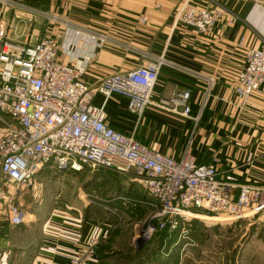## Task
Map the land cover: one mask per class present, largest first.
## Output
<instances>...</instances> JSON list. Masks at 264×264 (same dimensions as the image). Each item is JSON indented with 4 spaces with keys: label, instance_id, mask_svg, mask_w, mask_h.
<instances>
[{
    "label": "crops",
    "instance_id": "0c3cea01",
    "mask_svg": "<svg viewBox=\"0 0 264 264\" xmlns=\"http://www.w3.org/2000/svg\"><path fill=\"white\" fill-rule=\"evenodd\" d=\"M181 2L6 0L5 5L0 3V19H8L7 24L13 27L8 35L16 42L33 44L43 37L56 38L60 43L59 59L86 68L85 80L90 84L112 72L128 71L164 58L163 74L159 72L152 101L159 103L189 89L193 113L180 116L165 107L150 106L143 116L136 117L130 132L135 133L141 123L156 125L157 140L145 144L176 157L188 136L194 134L192 152L198 163L217 159L220 179L264 186V91L254 92L249 104L241 108L234 90L237 74L245 65L246 51L264 44V0H192L195 6H218L226 12V18L206 34L173 25V15ZM38 9L50 16L37 17ZM142 13L149 17L145 25L137 23ZM92 34H105L108 40L93 42L89 39ZM111 100L117 108L121 100L127 103L120 95H113ZM155 114L159 118L150 119ZM51 168L48 165L40 173ZM81 171L92 173L85 182L76 181L74 185L80 183L81 188L93 187L104 177L108 179L107 174L126 175V182L147 197L133 173L89 168ZM124 192L111 191L110 202ZM114 205L121 213L131 210L122 202ZM3 206L0 203V264H68L72 254L90 245L91 239H95L92 249L99 257L97 264H123L106 258L114 252H126L132 242L131 230L123 224L116 226L101 205L98 210V205L73 200L49 203L43 211L30 213L34 219L19 226L4 222ZM260 221H264V216L245 224ZM109 227L115 229L106 238Z\"/></svg>",
    "mask_w": 264,
    "mask_h": 264
},
{
    "label": "built area",
    "instance_id": "2783aa9c",
    "mask_svg": "<svg viewBox=\"0 0 264 264\" xmlns=\"http://www.w3.org/2000/svg\"><path fill=\"white\" fill-rule=\"evenodd\" d=\"M191 2L182 0L173 15L174 26L206 34L226 18L221 7ZM6 20L0 19V122L5 126L0 138V203L10 225L26 223L29 213L14 201L17 193H10L7 185L12 184L16 192L32 186L48 165L59 170L109 169L135 174L150 204L157 207L154 217L161 221L158 227H148L142 235L145 239L168 223L175 228L198 214L215 217V223L236 225L264 216V186L220 179L218 160L198 163L192 141L176 157L108 122L107 100L113 95L124 97L127 109L138 117L150 106L190 115L189 89L159 103L152 101L164 58L112 72L90 84L85 80L86 68L59 59L56 38L44 37L34 44L15 42L8 35ZM148 22L146 13L138 15L139 25ZM89 39L96 43L108 40L105 34H92ZM234 90L241 108L249 104L254 92L264 91V44L246 51ZM94 241L74 252L68 264H97Z\"/></svg>",
    "mask_w": 264,
    "mask_h": 264
},
{
    "label": "rangeland",
    "instance_id": "374dc122",
    "mask_svg": "<svg viewBox=\"0 0 264 264\" xmlns=\"http://www.w3.org/2000/svg\"><path fill=\"white\" fill-rule=\"evenodd\" d=\"M37 11V17L50 16L46 11L40 9ZM9 28L13 27L9 24L7 31ZM149 124H139L134 133L136 138L148 144L151 141L155 142L159 135L158 127ZM4 127L0 122V138ZM194 137V134L189 135L187 141H193ZM83 172L86 173L53 167L36 176L37 184L23 186L17 192L12 184H8L7 189L12 194L17 193L14 201L29 213L27 221L34 219L30 213L43 211L49 203L55 205L61 204L62 201L73 200L81 204L84 202L93 206L98 205L97 209L100 205L104 206L102 210H106V214L114 220L116 226L123 224L131 230L132 240V246L130 244L126 252L123 250L114 252L106 258V261L123 264H264V221L253 222L250 225L245 224L247 221L237 225L215 223L214 219L203 215L202 218L191 217L188 221H182L175 228L168 223L164 229L158 228L150 238L145 239L142 235L146 233L148 227L150 225L158 227L161 222L160 218L154 217L157 207L150 204L144 194L139 195L135 185L131 186L126 182V175L107 174L108 179L105 180L104 177L101 182L87 189L81 188L80 183L74 185L76 181L83 183L86 181L85 178L92 177L91 172ZM115 190L122 192L126 190V192L116 194V199L111 203L108 195ZM80 193L84 196H79ZM120 202L131 210L126 213L119 212L118 206L115 207L114 204ZM112 227H109L106 238L113 234L115 228Z\"/></svg>",
    "mask_w": 264,
    "mask_h": 264
},
{
    "label": "trees",
    "instance_id": "16d2710c",
    "mask_svg": "<svg viewBox=\"0 0 264 264\" xmlns=\"http://www.w3.org/2000/svg\"><path fill=\"white\" fill-rule=\"evenodd\" d=\"M167 56H169L168 53H166V58ZM160 73L163 74V65L161 66L160 68ZM125 100H121L119 104L120 108H117L115 107L114 105H117L115 104V102H113L111 100V98H109L107 100V115H108V122L110 123V125L118 130V131H121V132H124V133H129L131 130H133V127H134V123H135V120H136V115L135 114H132L126 107H127V103L126 101L124 102ZM114 103V105H113ZM193 110L194 108L191 107V110H190V113L192 111L193 113ZM143 116V115H142ZM155 118H151L150 116V119L152 120H157L158 115L155 114L153 115Z\"/></svg>",
    "mask_w": 264,
    "mask_h": 264
}]
</instances>
